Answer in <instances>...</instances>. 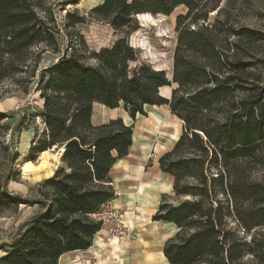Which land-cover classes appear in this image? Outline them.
<instances>
[{"label": "trees", "instance_id": "obj_1", "mask_svg": "<svg viewBox=\"0 0 264 264\" xmlns=\"http://www.w3.org/2000/svg\"><path fill=\"white\" fill-rule=\"evenodd\" d=\"M44 1L0 0V83L16 75L34 79L33 47H42L36 58L57 50L50 8L43 17L38 13ZM67 1L77 0L60 3ZM236 3L101 0L90 9L125 35L98 51H89L84 41L69 44V53L40 70L35 90L46 133L29 151L63 146V164L38 184L32 199L8 195L9 175L3 177L0 210L20 204L44 210L19 224L0 264H59L64 253L91 246L102 224L91 215L113 199L109 170L128 153L133 133L121 118L93 125L94 102L122 105L133 119L145 105H167L182 121L181 134L158 159L160 170L173 178L172 195L164 194L152 215L175 226L163 245L169 264H264V86L251 55L252 42L264 33L232 23L228 11ZM177 7L184 12L176 16L169 78L139 59L127 34L136 29L137 14L170 15ZM209 13L215 14L212 21ZM66 16L82 21L76 12ZM163 86H172L169 98L161 95Z\"/></svg>", "mask_w": 264, "mask_h": 264}, {"label": "rangeland", "instance_id": "obj_2", "mask_svg": "<svg viewBox=\"0 0 264 264\" xmlns=\"http://www.w3.org/2000/svg\"><path fill=\"white\" fill-rule=\"evenodd\" d=\"M61 1L45 0L43 8L38 10L40 17L44 16V11L47 8H50L53 14L58 29L57 50H46L36 58V52L40 51L42 47L40 45L33 47L31 58L37 61L36 69L33 68L34 79L31 80V77L24 79L25 76L16 75L10 79H4L0 83V115H7L0 118V182L6 174L9 175L4 190L13 197L27 199L36 197L38 184L45 179L42 178L37 182L23 179L17 166L23 158H30L29 149L33 141L37 137L42 139L46 133L45 125L40 117L42 100L35 90L40 70L55 63L63 53H69V44L78 45L80 41H84L89 51H98L101 47H111L118 38L125 35L122 31L112 29L108 23L91 13L90 9L101 3V0L67 1L63 4L60 3ZM67 11L76 12V17H81L82 21L72 23L71 19L66 16ZM183 12V8L177 7L170 15L139 13L133 21L136 29L127 34L128 43L131 44V39H134V43L138 45L132 46L139 51V59L153 68L163 69L167 75L169 74V78L171 77L172 56L177 40L176 16ZM228 13L234 25H246L264 33V0H237L236 4L229 7ZM214 16V13H209V20L212 21ZM219 16L223 18V13ZM251 55L253 61L257 63L253 70L255 78L260 77V82L264 86V39L252 42ZM31 69L32 66L28 68V71ZM171 87H163L160 90L161 95L169 97ZM25 88L26 91L23 90ZM160 107L164 114L166 106ZM148 109L149 107L144 111L146 115ZM153 114V110H150L149 117ZM142 116L136 114L135 119L128 122L135 125V122L141 120L133 128V132L135 137L145 139L138 129L149 117L143 116L142 118ZM177 122L178 120L174 119L173 126L165 121L170 127L171 134L176 135V132L178 134ZM18 123L20 127L11 133L10 128ZM155 144L153 142L150 149L157 154L163 146ZM55 149L54 147L51 151L53 152ZM148 154L149 160L146 163L150 166L153 153L150 151ZM30 155L33 156L30 158L33 161L38 157V153ZM62 164L60 158V163L54 171ZM169 194L172 195V189ZM43 210L44 207L38 204H20L18 207L11 206L0 210V245L2 246L0 257L4 255V250L8 248L12 237L18 231L19 224Z\"/></svg>", "mask_w": 264, "mask_h": 264}, {"label": "crops", "instance_id": "obj_3", "mask_svg": "<svg viewBox=\"0 0 264 264\" xmlns=\"http://www.w3.org/2000/svg\"><path fill=\"white\" fill-rule=\"evenodd\" d=\"M160 106L163 105H145L144 111L149 107L148 114L144 112L141 115L149 117V111L153 110L154 114L173 126L174 119H177L178 134L176 132L175 138L163 137L161 145H158L163 148L155 154L150 149L151 146L146 145L145 139L135 137L133 132L128 153L117 159L109 170L114 189L111 203L121 208L125 223L135 225L137 236L109 239L108 225L103 223L94 234L90 247L64 253L59 258V264H169L163 254V245L174 234L175 226L169 222L153 220L152 215L162 196L170 195L173 183L172 176L160 170L158 159L172 148L181 134L182 121L169 110L167 105H164L166 110L163 114ZM115 118H121L125 124L133 121L122 105L109 108L99 102L92 104L90 120L93 125H100ZM139 122L141 120L135 122L133 128ZM143 126L142 124L138 131L140 130L144 138V132L141 130ZM141 140L144 142L142 143ZM150 151L153 153V159L149 166L146 162L149 160Z\"/></svg>", "mask_w": 264, "mask_h": 264}, {"label": "bare ground", "instance_id": "obj_4", "mask_svg": "<svg viewBox=\"0 0 264 264\" xmlns=\"http://www.w3.org/2000/svg\"><path fill=\"white\" fill-rule=\"evenodd\" d=\"M143 125V129L141 130L144 132L146 145L149 147L153 142L161 145L163 137L174 139L176 136L174 133L171 134L169 125L157 114H153L144 120ZM63 152L64 147L59 146L53 152L51 149L39 152L37 159L34 161L28 157L23 158L17 165L22 178L30 182H37L42 178L50 177L56 166L60 163Z\"/></svg>", "mask_w": 264, "mask_h": 264}, {"label": "built area", "instance_id": "obj_5", "mask_svg": "<svg viewBox=\"0 0 264 264\" xmlns=\"http://www.w3.org/2000/svg\"><path fill=\"white\" fill-rule=\"evenodd\" d=\"M91 216L108 225L109 239L137 236L135 225L125 223L121 208L113 205L111 200L102 203Z\"/></svg>", "mask_w": 264, "mask_h": 264}, {"label": "water", "instance_id": "obj_6", "mask_svg": "<svg viewBox=\"0 0 264 264\" xmlns=\"http://www.w3.org/2000/svg\"><path fill=\"white\" fill-rule=\"evenodd\" d=\"M171 76H172V72H171ZM171 78V77H170Z\"/></svg>", "mask_w": 264, "mask_h": 264}]
</instances>
